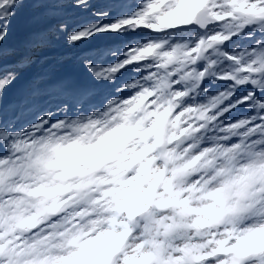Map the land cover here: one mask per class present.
<instances>
[{"label": "clouds", "instance_id": "1", "mask_svg": "<svg viewBox=\"0 0 264 264\" xmlns=\"http://www.w3.org/2000/svg\"><path fill=\"white\" fill-rule=\"evenodd\" d=\"M0 264H264V0H0Z\"/></svg>", "mask_w": 264, "mask_h": 264}, {"label": "snow or ice", "instance_id": "2", "mask_svg": "<svg viewBox=\"0 0 264 264\" xmlns=\"http://www.w3.org/2000/svg\"><path fill=\"white\" fill-rule=\"evenodd\" d=\"M22 15V10L15 5L8 11L0 9V33L6 32L11 26L17 24Z\"/></svg>", "mask_w": 264, "mask_h": 264}]
</instances>
